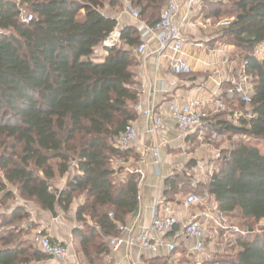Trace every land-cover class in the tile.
Listing matches in <instances>:
<instances>
[{"label":"trees","instance_id":"obj_1","mask_svg":"<svg viewBox=\"0 0 264 264\" xmlns=\"http://www.w3.org/2000/svg\"><path fill=\"white\" fill-rule=\"evenodd\" d=\"M165 1L130 0L151 25ZM106 2L120 5V0H0V193L10 196L11 183L23 198L53 215L59 208L68 211L76 195L85 194L76 219L87 229L76 228L74 235L88 264H112L102 236L117 235L118 224L126 223L140 204L141 173L116 180L122 167L117 170L112 163L115 157H138L132 148H118L116 138L137 118L134 49L142 40L137 26L126 25L121 44L96 60L94 48L118 26L105 14ZM22 11L33 18L24 21ZM203 11L206 18H234L221 30L227 43L243 52L239 69L247 62L252 101L250 116L234 121L233 108L246 104L223 93L227 108L207 119L204 133L240 137L201 184V194L214 198L221 215L238 213L262 223L258 231L237 235L239 250L223 264H264V57L259 55L264 52V0H207ZM72 162L75 171L67 186L54 187L53 179L70 173ZM179 183V176L166 178V200L180 191ZM20 217L18 211L12 214ZM20 232L18 226L0 231V264L50 259L16 240Z\"/></svg>","mask_w":264,"mask_h":264},{"label":"crops","instance_id":"obj_2","mask_svg":"<svg viewBox=\"0 0 264 264\" xmlns=\"http://www.w3.org/2000/svg\"><path fill=\"white\" fill-rule=\"evenodd\" d=\"M171 1L179 5L176 20L181 25L185 37L183 49L177 56L187 60L192 65L193 71L187 75L174 74L169 67L173 52L170 49L162 50L155 38H150L144 53H136L139 64L134 70L140 88L137 103L153 106L158 112L165 110L172 99H188L197 96L208 99L221 94L229 86V81L235 79L239 72L238 63L232 56L234 46L214 45L213 37H205L207 33L219 30L217 29L219 27L213 26V18L204 16L205 0H196L191 7L189 0H166L163 7ZM129 3H131L130 0H120L118 6H112L109 2L105 4V14L117 19L119 29L126 25H139V21L128 12ZM133 123L138 130V138L132 149L135 150L138 159L132 161L135 158H131L125 170L131 171L130 167H132L141 173L140 204L137 211L128 217L126 224L139 232L150 226L152 207L155 202L159 198H165V180L170 176V165L174 164L177 158L169 151L172 148L183 147V144L189 142L190 136L195 133L184 138L177 124L169 121L166 129L153 137L148 133L150 123L146 117L137 115ZM156 146L160 151L159 160L153 150ZM212 201L214 202V199ZM169 202L176 207L177 215L181 219L192 218L200 211L197 206L183 207L179 199ZM77 206L75 202L72 207L74 216L69 220L73 223L71 228L64 221L66 218L64 215L56 217L46 212L48 215L37 220L40 229L45 230L56 241L69 243L74 238H78L74 235V230L79 226L76 220ZM180 249L183 258L187 249L185 243ZM108 259L112 261V264H156L158 262L166 264V259L163 257L154 256L149 251L140 252L138 247L127 246L112 252ZM36 264L64 263L48 259L37 261ZM67 264L76 263L70 258Z\"/></svg>","mask_w":264,"mask_h":264},{"label":"built area","instance_id":"obj_3","mask_svg":"<svg viewBox=\"0 0 264 264\" xmlns=\"http://www.w3.org/2000/svg\"><path fill=\"white\" fill-rule=\"evenodd\" d=\"M196 0H189L191 7ZM129 14L139 21L138 30L142 42L135 48V53L145 52L150 38H155L162 50L170 49L173 55L169 60V67L176 75H187L193 71L192 65L185 59L177 56L181 53L185 44V37L182 33L181 25L177 23L176 16L179 5L176 2H169L162 11L159 20L151 25L141 19L139 10L135 9L131 3L128 4ZM33 18L32 14L22 11V19L29 22ZM234 18L224 19L219 25L227 26ZM121 44V29L117 26L106 39L94 48V56L105 57L109 53V48ZM247 62H244L239 69L235 79L230 80L229 86L223 93L230 98L238 97L240 101L249 105L251 99V80L246 71ZM223 93L216 94L208 99L202 97H191L188 99H172L165 110L158 112L155 107L136 103L137 115H143L149 120L148 133L155 137L162 130L166 129L169 121L177 124L181 135L189 137L196 131L205 129L207 119L227 108ZM241 116H250V113L235 112L236 119ZM219 136L218 132L213 133V138ZM138 138V130L133 123L122 131L116 138V146L122 150L133 148ZM159 160V147L153 148ZM138 172V170H137ZM210 195H199L190 193L179 201L183 207L189 208L197 206L200 211L194 217L181 219L178 217L176 207L166 200L159 198L152 207V220L149 227L136 232L133 227L126 223L118 224L117 235L108 238V244L112 252L119 251L123 246L130 248L138 247L139 251H149L154 256L166 259V264H204L207 258L206 249L208 239H215L212 232L221 227V213L218 210L216 201H212ZM113 217L114 214L110 213ZM43 229H38L32 235L33 244L43 251L50 259L57 262H64L70 255L71 246L68 242L52 241V237L42 233ZM185 243L187 249L182 258V244ZM140 258V254H139Z\"/></svg>","mask_w":264,"mask_h":264},{"label":"rangeland","instance_id":"obj_4","mask_svg":"<svg viewBox=\"0 0 264 264\" xmlns=\"http://www.w3.org/2000/svg\"><path fill=\"white\" fill-rule=\"evenodd\" d=\"M162 9L157 12L156 19L159 18ZM229 18L232 17L229 16ZM222 20H224V18H213L212 24L213 26L219 27L217 28L219 30L209 34L207 33L205 35V37H213L214 45H230L227 43L226 37L221 30L223 26L219 25ZM233 48L234 50L232 56L237 61L239 68L243 60V52L235 46ZM259 55L264 57V52H260ZM103 58L104 57H96V60H102ZM247 109H250V107L247 105L245 107V105L242 104H237L233 108L234 113L245 112ZM222 118L229 119V116L223 115ZM232 119L235 121L236 118L234 115ZM239 137V135L230 136L229 134L219 133L218 137L213 138V133L211 132H200L198 135H192L189 139V142L183 144V147L172 148L169 153L176 155L177 158L174 164L170 165V176H179L180 182V191H178L177 194L174 192L170 195L172 201L175 202L177 199L183 198L190 193L203 195L201 193H203L205 189L201 184L207 182L212 173L219 168L221 159L225 152L233 146L234 140L238 139ZM261 147L262 150H264V143L261 144ZM1 149L2 148H0V150ZM134 156L135 155L132 154L130 158L115 157L113 159L112 164L117 170L122 167L121 172L115 175L116 180L124 179L128 176V173L135 171L132 167H130L131 171L125 170L127 164L131 162V158H135L132 161L138 159V157ZM54 163L56 164L57 161ZM74 171L75 163L72 162L70 173L66 174L65 176L57 175L52 181L53 186L60 189L65 188L67 186L68 179L73 175ZM7 189L11 192L10 196H7V191L0 193V224L5 225L3 228H0V231L5 233L12 227L18 226L21 232L18 234V238H16V240H22L26 245H32L33 248L37 249V247L33 244L31 237L35 231L40 229V224H38L37 220L43 218L45 215H48V213H46L48 211L43 210L35 200L23 198L20 195L17 186L7 183ZM75 200L79 205V203L84 202L85 194H77ZM72 207L68 211H64L59 208L57 214L55 215L56 217L64 215L66 217L64 221L69 226V228H71L73 224L69 221L74 216ZM15 211H18V213L21 215L20 218H12V214ZM221 223V227H219L217 231L215 229L212 230L216 236L215 239H208V245L206 249L207 258L204 261V264H223V261L234 257L236 252L239 250V246L236 245L237 235H245L253 229L258 231L262 226L261 222L256 223L253 220L242 219L238 213L221 215ZM78 225V228H83L84 230L87 229V225L84 224V222L78 221ZM88 225H94V222L89 218ZM102 238L108 243V237L102 236ZM69 243L71 246L70 255L67 260L62 263L67 264L69 259L72 258L76 264H88V261L82 251L80 239L74 238V240ZM36 262L37 261H32L29 264H36ZM156 264L161 263L158 262Z\"/></svg>","mask_w":264,"mask_h":264},{"label":"water","instance_id":"obj_5","mask_svg":"<svg viewBox=\"0 0 264 264\" xmlns=\"http://www.w3.org/2000/svg\"><path fill=\"white\" fill-rule=\"evenodd\" d=\"M241 15H239L238 17H240Z\"/></svg>","mask_w":264,"mask_h":264}]
</instances>
